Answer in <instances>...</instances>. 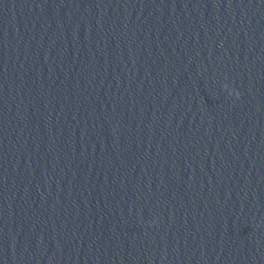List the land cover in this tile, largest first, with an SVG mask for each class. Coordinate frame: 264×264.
<instances>
[{"label": "clouds", "instance_id": "clouds-1", "mask_svg": "<svg viewBox=\"0 0 264 264\" xmlns=\"http://www.w3.org/2000/svg\"><path fill=\"white\" fill-rule=\"evenodd\" d=\"M238 95V94H237Z\"/></svg>", "mask_w": 264, "mask_h": 264}]
</instances>
